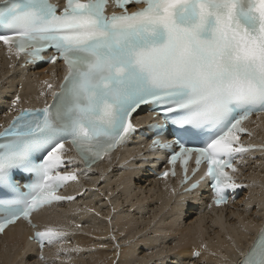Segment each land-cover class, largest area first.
<instances>
[{"label":"snow or ice","instance_id":"obj_1","mask_svg":"<svg viewBox=\"0 0 264 264\" xmlns=\"http://www.w3.org/2000/svg\"><path fill=\"white\" fill-rule=\"evenodd\" d=\"M106 3H0V42L9 51L67 69L51 104L21 109L0 131V232L18 220L37 229L34 214L75 201L60 194L79 180L77 169L67 170L75 158H65V145L91 170L138 133L141 112L163 117L164 127L144 134L149 148L171 150L170 165L181 162L187 194L208 182L220 206L242 187L228 170L236 173L238 157L254 147L241 143L242 123L264 114V0H115L123 11L111 15ZM132 4L145 7L130 12ZM202 164L206 171L190 183ZM66 236L60 226L34 232L41 252L58 243L67 251ZM237 252V264H264V227Z\"/></svg>","mask_w":264,"mask_h":264},{"label":"bare ground","instance_id":"obj_2","mask_svg":"<svg viewBox=\"0 0 264 264\" xmlns=\"http://www.w3.org/2000/svg\"><path fill=\"white\" fill-rule=\"evenodd\" d=\"M12 58L11 51L0 48V124L15 107L44 104L40 89L47 87L45 81L57 87L64 74L60 66L16 72L9 66ZM251 125L257 136L252 142L264 147V117ZM143 152L146 156L117 150L81 171L67 191L81 194L77 202L40 216L41 228L60 226L71 233L63 242L67 251L52 245L40 262L38 250L27 242L30 231L16 226L0 237V264H237V249L247 251L264 222V151L243 169L246 188L240 202L217 213L218 218L210 217L217 211L207 209L206 192L183 203L184 196L176 192L179 181L155 178L159 163L147 149ZM71 167L80 172L76 164ZM196 249L203 255L193 261Z\"/></svg>","mask_w":264,"mask_h":264}]
</instances>
